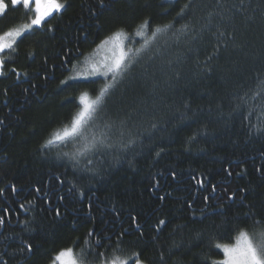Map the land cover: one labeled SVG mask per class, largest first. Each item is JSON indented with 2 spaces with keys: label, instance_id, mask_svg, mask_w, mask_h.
<instances>
[{
  "label": "trees",
  "instance_id": "obj_1",
  "mask_svg": "<svg viewBox=\"0 0 264 264\" xmlns=\"http://www.w3.org/2000/svg\"><path fill=\"white\" fill-rule=\"evenodd\" d=\"M58 2L61 12L0 57V264H51L65 249L80 264L97 241L147 264H219L242 232L254 237L239 218L264 204V134L255 116L231 115L234 94L264 73V0H194L184 18L186 0ZM145 19L151 28L138 27ZM27 22L22 8L9 11L0 37ZM121 29L139 63L101 97L116 147L74 164L65 153L77 145L41 146L70 129L82 95L115 83L67 79Z\"/></svg>",
  "mask_w": 264,
  "mask_h": 264
},
{
  "label": "snow or ice",
  "instance_id": "obj_2",
  "mask_svg": "<svg viewBox=\"0 0 264 264\" xmlns=\"http://www.w3.org/2000/svg\"><path fill=\"white\" fill-rule=\"evenodd\" d=\"M217 2H219V0H217ZM179 3L180 0H175L173 7H175V4ZM20 8L24 10V15L30 19V22L24 23L19 28H15L12 31L5 32L4 36L0 37V53L5 52L6 49H13V44L16 43L15 38L21 36L23 33L31 32L32 35H36L34 30L40 29L47 18L52 16L53 12H61L65 8V4L59 3L58 0H0V17L6 16L9 11H17ZM193 9L194 0H186L176 15L184 18ZM33 12L35 15L29 16V14ZM138 27L141 29L151 28V21L145 19ZM171 28V24L164 25L163 28L157 26L152 30V35L155 36L157 32ZM49 31H51V29H49ZM123 35V30H118L113 36L102 43L107 44L111 41L115 46L119 47V40ZM137 35H139V33H137ZM137 63H139L138 58L128 55L121 49L118 57L111 63H105L102 66L104 71L101 74L104 76L110 75L111 80L115 83L106 84L100 96L84 104L83 108L74 115L70 129H66L62 134H56L54 140L49 139L47 143L41 147H48L54 142H63L65 147L77 145L73 155L65 153L74 164L79 163L76 157L78 155H83L84 151L93 154H103L105 150L116 147V145L109 142L114 134L115 122H108L106 120V104L101 106V97L106 93L111 94L110 89L115 88L116 83H119L121 79L127 78L128 73L132 71ZM98 70L97 67L93 66V73ZM70 79H75V77ZM61 83L65 82L62 81ZM85 95L80 97L81 101L85 99ZM234 100L236 102L232 108L231 115L233 117L239 116L241 124L245 121L250 122L251 118L255 116L257 124L251 125V127L255 128L257 132L264 134V73H261L245 91L234 94ZM185 107L187 108L188 105H185ZM126 127L127 121H121L119 129L116 130L121 138L125 135ZM153 127H155V125H153ZM89 129L93 130L91 135H88ZM127 130L129 132L131 131L130 129ZM82 140L83 142H81ZM128 146V144L124 145V147ZM81 149H83V151H81ZM228 199L232 200L233 197L229 196ZM57 214L59 215V213ZM257 217H259V219H257ZM133 219L135 220V218ZM245 221L253 222L254 234L258 232L262 239L260 242L246 240L243 247L230 248L225 246L223 250L228 259L222 262V264H264V204H261L255 213L244 212L243 216L239 218V222L243 223ZM2 223L3 221L0 220V224ZM159 225L166 226V221L160 220ZM177 227H180V225H177ZM157 230L162 231V228H158ZM93 234L94 233L90 230L87 235L92 236ZM241 235L243 236L244 233L242 232ZM98 247H104V245H102L100 241H97L96 245L82 248L79 253L80 264H129V261H132V264H147L146 261L140 258L142 252H136L133 256L127 257L124 256L119 245H117L111 253L108 251H99ZM31 250L29 246L28 251L31 252ZM71 251L72 249L60 251L53 258L51 264H65V257L68 256ZM122 256H124V258H121ZM160 259L163 261V255H161ZM70 264H77V262L73 260Z\"/></svg>",
  "mask_w": 264,
  "mask_h": 264
},
{
  "label": "rangeland",
  "instance_id": "obj_3",
  "mask_svg": "<svg viewBox=\"0 0 264 264\" xmlns=\"http://www.w3.org/2000/svg\"><path fill=\"white\" fill-rule=\"evenodd\" d=\"M34 15H35V13H34ZM111 36H113V34L102 39L98 43H96L88 51V53L78 63L75 64L73 72H70L68 74V79H67L68 81H71V80L72 81H79V80H86V79H91V78H105V77L109 78L110 77V75L104 76L101 74L104 71L102 66L105 63H111L116 57H118L120 55L121 49H123L128 54V52L125 48V36L124 35L122 37H120V40H119L120 46L119 47L115 46L111 41L107 44L102 43L103 41L108 40L109 37H111ZM19 37H16L15 40H17ZM1 54L2 53H0V57H1ZM93 66H95L99 69L95 73H93V71H92ZM0 67H1V58H0ZM72 77H75V79H70ZM110 81L112 82L111 77H110ZM88 102H91V100L88 99L87 97H85V99L83 101H80L81 108H83L84 104L88 103ZM253 236L254 237H252L251 235L249 236L247 233H244L243 236L240 234L239 236L236 237L233 244L228 246V247H230V248L231 247H243L246 240H252L254 242H260V240L262 239L259 235L256 236V234H254ZM223 255H224V258L221 262H219V264H222V262H224L228 259L224 250H223ZM73 260H75V258L70 253L68 256L65 257V264H70V262Z\"/></svg>",
  "mask_w": 264,
  "mask_h": 264
},
{
  "label": "flooded vegetation",
  "instance_id": "obj_4",
  "mask_svg": "<svg viewBox=\"0 0 264 264\" xmlns=\"http://www.w3.org/2000/svg\"><path fill=\"white\" fill-rule=\"evenodd\" d=\"M54 13H56V12H54ZM54 13H53V14H54Z\"/></svg>",
  "mask_w": 264,
  "mask_h": 264
}]
</instances>
